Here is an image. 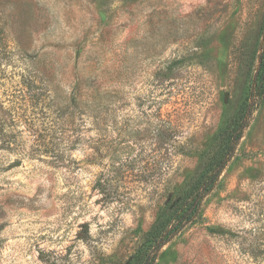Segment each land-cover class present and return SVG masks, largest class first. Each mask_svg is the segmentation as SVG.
I'll return each mask as SVG.
<instances>
[{
    "label": "rangeland",
    "instance_id": "rangeland-1",
    "mask_svg": "<svg viewBox=\"0 0 264 264\" xmlns=\"http://www.w3.org/2000/svg\"><path fill=\"white\" fill-rule=\"evenodd\" d=\"M0 264H264V0H0Z\"/></svg>",
    "mask_w": 264,
    "mask_h": 264
},
{
    "label": "trees",
    "instance_id": "trees-1",
    "mask_svg": "<svg viewBox=\"0 0 264 264\" xmlns=\"http://www.w3.org/2000/svg\"><path fill=\"white\" fill-rule=\"evenodd\" d=\"M102 105V104H99ZM236 116L220 133V144L217 146L203 171L177 196L175 204L170 210L164 211L157 219L149 233V238L155 241L157 247L166 244L170 239L179 234L184 227L190 226L200 218V206L204 197L209 194L218 183L221 172L230 161L236 142L238 141L242 123ZM180 132V127L174 125L172 133L175 136ZM176 145L166 152L178 151Z\"/></svg>",
    "mask_w": 264,
    "mask_h": 264
}]
</instances>
